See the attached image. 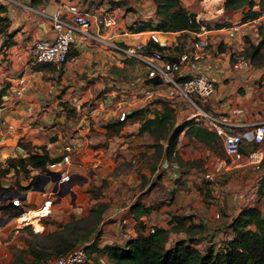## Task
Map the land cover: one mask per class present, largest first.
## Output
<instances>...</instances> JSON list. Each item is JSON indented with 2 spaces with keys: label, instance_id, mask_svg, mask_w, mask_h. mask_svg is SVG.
Masks as SVG:
<instances>
[{
  "label": "crops",
  "instance_id": "obj_1",
  "mask_svg": "<svg viewBox=\"0 0 264 264\" xmlns=\"http://www.w3.org/2000/svg\"><path fill=\"white\" fill-rule=\"evenodd\" d=\"M71 1L106 8L113 16V21L103 30L123 42L142 41L148 44L151 41L148 30H159L162 49L174 59L179 58L195 37L196 29L155 28L157 16L153 0H113L117 1L113 3L110 0L3 2L7 6L10 25L8 33L0 36V165L5 163L7 166L8 158L25 155L28 149L41 151V146L47 149L50 156H55L64 143L72 144L74 141L69 168L85 178L73 183V194L52 193L53 181H43L42 177L23 189H17V185L11 182L1 184L7 198L0 203V264L11 259L13 247L17 248L16 252L20 248L24 261L32 258L19 238L22 221L27 220L26 223H29L38 220L41 229L36 233L41 234L44 229L51 230L72 218H91V208L97 203H101L102 207L88 235H95L98 248L108 244L122 245L139 232L148 233L149 228L161 227L169 231L166 246L185 239L203 249L205 245L219 244L230 237L227 224L242 206L256 205L264 214V186L258 191L264 173V140L259 143L263 151L259 168L240 164L219 172L235 171L234 177L226 184L227 193L222 192V203L217 204L210 195V180L204 177V172L212 165L208 163L205 171H197L194 166L181 161L189 160V155L183 147H179L182 141L180 135L193 142L206 143L181 124L187 119H196L190 107L184 104L174 107L169 99L157 96L154 97L155 101L151 98L140 106L131 105L127 118L117 124L120 119L116 116L115 103L123 96L133 99L132 82L137 78L144 82L146 77L142 63L134 59L120 60L118 54L109 48L77 42L70 49L69 58L62 67H32L30 52L33 40L53 34L48 14L59 4ZM215 1L211 5L218 11L208 13L201 7L207 4L205 0H180L187 11L195 13L196 19L207 23L209 27L207 47L198 58L182 60L181 71L184 74L200 72L214 80L215 89L202 101V105L212 112L225 113L233 121L239 122L235 128L245 134L243 153L246 157L252 147L248 123L264 118V63L250 61L247 68L236 69L232 67L231 61L236 53L244 54V49L249 45L247 35L259 33L252 32L250 28L254 21L243 19L246 6L225 9L224 0ZM234 21L239 26L235 35L229 36L225 25ZM145 23L148 25L144 28L137 27ZM7 37L9 42L3 44ZM252 40L257 41L254 37ZM122 69L130 73L123 76ZM99 91L103 92L96 96L107 98L103 104L93 103L96 121L86 126L77 106L88 99L95 101L96 98L92 97L91 100L90 97ZM115 93L118 96L116 100ZM164 102L173 108V124L179 118H185L177 123L180 125L171 147L166 136L153 138L151 131H155L154 124L142 128L146 118L163 110ZM136 109L141 110L133 113ZM106 123L110 125L106 126ZM202 126L213 131L208 126ZM58 129L60 135L56 133ZM214 136L222 146L221 136L216 132ZM157 141L162 144L158 154L154 151ZM204 146L207 154H214L215 158L227 157L225 151L219 155L209 148L208 143ZM115 151L121 155L114 159L112 152ZM129 157L134 162L127 161L121 165V160ZM127 164L136 168L125 169ZM115 165L120 167L112 175L109 171ZM38 180H41L40 183ZM28 182L24 184L28 185ZM43 184V190L37 189ZM220 185L223 191V185ZM15 190L20 196L21 206L11 203L3 207L12 202L16 196V193L12 195ZM44 200H50V204L44 205ZM136 201L153 207L136 217L131 210ZM38 207L40 211L36 209ZM24 208L29 209L24 213L29 218L17 219V211ZM34 216L38 218L32 219ZM41 218L48 220L47 223H41ZM92 256L108 264L105 252H93Z\"/></svg>",
  "mask_w": 264,
  "mask_h": 264
},
{
  "label": "built area",
  "instance_id": "obj_2",
  "mask_svg": "<svg viewBox=\"0 0 264 264\" xmlns=\"http://www.w3.org/2000/svg\"><path fill=\"white\" fill-rule=\"evenodd\" d=\"M5 3H11L14 0H2ZM245 11L260 10V14L246 21L259 22L264 24V0H253L251 7L248 5ZM51 21L53 34L50 37H39L33 40L31 44V59L37 61H47L54 63L57 68L68 60L70 49L77 42L85 45H97L102 48H109L118 54L120 60L134 59L142 63L145 69V76L158 75L159 82H142L141 79H136L131 84L133 91V99H128L126 96L117 99L115 93L114 98L117 99L116 116L120 120H125L131 109V105H142L148 99L164 96L170 100L172 106L177 107L181 104L191 108L192 115L200 121L202 125L210 127L213 131L219 134L222 138V146L227 157H217L212 162V167L204 172V177L211 182V191L214 201L217 204L222 203V193L220 191V183L215 178L216 173L223 170L231 169L234 166L250 165L260 167L259 162L262 160L263 151L259 147V143L264 140V118L254 120L248 123L250 127L249 142L252 145L245 157L244 136L245 134L238 129L237 121H233L230 117L221 112H212L202 105V101L209 97L215 89L214 80L200 72H190L187 74L181 71V61L188 59H196L207 47V31L209 27L207 23L198 20V27L195 32V37L192 39L189 47L184 50L178 59H172L168 52L157 47L147 48V44L142 41L123 42L113 35L104 32L105 26L113 21V16L106 8L100 5H83L80 2H67L59 4L58 7L48 14ZM226 26L227 35H235L238 23H229ZM149 39L153 42L162 44V39L159 35V30L149 29ZM250 59L243 53H236L232 58L231 65L236 69L247 68ZM124 94V93H123ZM122 95V94H121ZM96 98V99H95ZM107 97L96 96L95 101L98 104H103ZM113 100V98H111ZM116 102V101H115ZM89 99L83 104L78 105L80 116L84 119L85 125L89 126L96 121L95 107L93 104L89 106ZM142 103V104H141ZM83 123V120H81ZM244 124V123H241ZM60 135V130L56 131ZM74 143V141H73ZM72 143V144H73ZM72 144L64 143L59 152L55 156L57 160L47 163L48 171L45 172V177L51 178V172H59L58 180H52L54 183H59L61 180L69 178L73 172L69 166L71 163ZM49 153V152H48ZM50 155V154H49ZM51 156V157H55ZM244 157L243 161L239 160ZM37 180V178H35ZM39 181V180H38ZM59 185L56 190L52 189V193L59 194ZM71 190L72 186H71ZM12 204L21 206L20 196L18 192L12 199ZM50 204V200H44V205ZM20 213V215L24 212ZM22 214V215H23ZM18 215L17 219L21 216ZM154 228H149L148 233L153 232ZM94 236L91 237V240ZM86 243H78L72 248L66 250L56 258V264H83L88 261L86 251L84 249Z\"/></svg>",
  "mask_w": 264,
  "mask_h": 264
},
{
  "label": "trees",
  "instance_id": "obj_3",
  "mask_svg": "<svg viewBox=\"0 0 264 264\" xmlns=\"http://www.w3.org/2000/svg\"><path fill=\"white\" fill-rule=\"evenodd\" d=\"M156 5L157 21L154 25L158 29H180L191 28L197 29L198 21L195 13L187 11L181 4L180 0H153ZM111 3L117 2L110 0ZM253 0H224V8H236L240 6H250ZM7 6L0 1V36L8 33L10 25L9 16L6 14ZM260 14V10H251L244 12L243 19H251ZM147 23L138 25L137 27L144 28ZM259 38L257 41H249V45L244 49V54L247 55L251 62H264L262 56L264 54V24L257 25ZM9 42L8 37L3 40V44ZM157 47L162 49L163 46L157 42H149L147 48ZM70 53H68L69 56ZM34 69H43L49 67L55 69L56 65L47 61L32 60ZM163 110L160 113H155L154 116L145 119V124L142 128L150 127L154 124L156 128L165 129L164 136L169 138L168 146L171 147L176 139L177 127L173 126V108L164 102ZM141 109H136L133 113H139ZM122 120H117V124H121ZM187 126V130L195 133L198 137L208 143L211 147L219 144L215 138V132L204 128L200 121L195 118L187 119L181 123ZM110 123H106V126ZM174 127V128H173ZM173 129V130H171ZM171 130V131H169ZM161 135V134H160ZM214 140V141H212ZM216 144V145H215ZM59 157H51L44 146H41V151L27 150V154L18 155L17 157L8 158L7 166L0 169V172L7 173L13 169V174L19 170L31 171L32 169L48 171L47 163L57 160ZM261 166V163L260 165ZM35 180L34 174L27 186H31ZM264 186V173L258 184V191ZM17 189L18 185H17ZM209 190L212 200L214 197L211 191V182ZM102 207L101 203H97L91 208V215L97 217ZM153 205L145 206L142 202L136 201L131 210L136 217L147 213ZM221 207V206H220ZM23 210L17 211V214ZM92 218V216H91ZM95 222V220H94ZM179 223V221H177ZM93 225V224H92ZM230 229V237L223 240L219 244L205 245L203 249H199L193 245L192 241L179 239L169 246H166L168 240V229L156 227L153 232H139L134 237L128 238L120 244H108L102 248L96 246V237L91 233L84 235L81 239L74 242L72 245L58 250L59 255L66 250L72 248L78 243H86L84 249L86 251L88 261L83 264H97L93 252L106 253L108 264H264V214L256 205H244L231 218L227 224ZM92 230L89 228L88 233ZM94 239L91 240V237ZM25 251L32 256L28 261H24L22 255L16 254L10 264H39L50 259L51 253L38 246L27 243ZM22 253V252H21ZM56 253V254H58ZM18 255V256H17ZM94 259L91 261V259Z\"/></svg>",
  "mask_w": 264,
  "mask_h": 264
},
{
  "label": "rangeland",
  "instance_id": "obj_4",
  "mask_svg": "<svg viewBox=\"0 0 264 264\" xmlns=\"http://www.w3.org/2000/svg\"><path fill=\"white\" fill-rule=\"evenodd\" d=\"M205 1L207 4L201 6L203 11L208 12V13H215L216 11H218L216 7H213L211 5V4L216 2L215 0H205ZM229 12H231V11H229ZM234 22H237V21H234ZM258 23L259 22H254L253 25H251L250 28H251L252 32H258V29H257ZM252 37H254L257 40L259 38V35H255V34L253 36L247 35V39L249 41L250 40L252 41ZM263 48H264V46H263ZM261 58H262V60H264V54ZM256 63H264V62H256ZM121 72H122L121 74L123 76H125V74L128 75V73H130V71H128L127 69H122ZM102 92L103 91H101V92L99 91L97 94H95V95L93 94L90 97V99L92 100L96 95L102 94ZM155 100H156V98L152 99V101H155ZM88 104L90 106L91 104H93V102H90V100H89ZM184 119H185L184 117L179 118L177 123H180ZM177 123L173 124L174 127L179 125ZM110 130H112V129H110ZM164 132H165V129H163V128H155V131H151V135L153 136L154 139H157L158 136H160V134H161L162 138H165ZM180 137L182 138V141H181V144L179 145V147L180 146L183 147L182 149L184 151H187L188 155H189V158H188L189 160H187V161L181 160L182 162H185V164L188 166L189 165L194 166V168L197 171H205L206 168L209 166L208 163H210L212 165V162L215 161V155L214 154L213 155L207 154L208 152L205 151L206 148L204 146V145H206V143H201L198 141L193 142L192 140H189L188 137L185 138L184 135H180ZM180 137L178 136V138H180ZM154 144H155L154 145L155 146L154 151H155V153L158 154L162 149V144L158 141L155 142ZM209 148L211 150L215 151V153H217L219 155H221L222 152L224 151L221 144H218L214 147L210 146ZM120 155L121 154L119 151L112 152V158L114 157V159L116 158V156H120ZM173 156H177V155H173ZM208 156H210V157H208ZM167 157H168V155H167ZM131 158L132 157H129V159L124 158L123 160H121V165L127 161L133 163L134 161ZM143 158L145 159V157H143ZM133 166L134 165L128 166V164H127V166H124V167H125V169H129V167L135 169L136 167H133ZM4 167H6L5 163L0 165V169L4 168ZM119 167H120L119 165H115L114 169H110L109 173L114 175L115 170L118 169ZM121 168H123V167H121ZM37 169L38 170H36L34 172H32L34 169H32L31 171H27V170L22 169V170H19L16 174H13V169H10V171L7 173L0 172V181H1L0 182V191L2 190V186H3V185H1L2 183L8 184L10 182L18 185L19 189L25 188V186H27V184L25 185L24 183H27L29 181L30 176H32V174H35V173L45 174V172H46L45 170H41L39 168H37ZM234 172L235 171L232 170V171H229V173H227L225 171L223 173H218L219 175L216 174V176H215L216 179L223 185V188H224L222 191L221 185H220L221 193L222 192L227 193L225 191L226 184L229 180H231L230 179L231 177H234ZM21 180H22V182H20ZM40 181L41 180H39V183H40ZM3 188H4V186H3ZM91 190L93 191V193H95L94 188H92ZM39 207H41V206H39ZM39 207L36 209H39ZM28 211H29V209L24 208L25 213ZM3 214H4V212H3ZM35 217L38 218V216H34V218H32V219L35 220ZM94 219H95L94 215H92V218H88V217L72 218V219H69L67 221L62 222V225L56 226L51 230L50 229H44L41 234L36 233V231H39L41 229V226H40L38 220H35L36 223L38 222L35 227H34V224L32 223V221L29 223H26L27 222V220H26V221H22L24 223H21V220H20L22 227L20 228L19 238L24 243L25 248L27 246V243H30L31 245L38 246V247L43 248L44 250L48 251L49 253H51L50 259L46 262H42L41 264H56V258L59 256L58 250H60L61 248H65V247L69 246L70 244L72 245L74 242L77 243V240L81 239L85 234L87 235L89 228L92 226V224L94 222ZM40 221H41V223L46 224L48 220H43L41 218ZM15 249H17V248L13 247V251H12L13 256L11 257V259L8 261L5 260L2 264H10L14 258V255L16 256V254L22 255V253L19 252L20 248H18V250H19L18 252H16ZM56 253H58V254H56ZM94 258H95V261L97 264H103L99 260V257L95 256ZM93 260L94 259L92 258L91 261H93ZM26 261H28V260H26Z\"/></svg>",
  "mask_w": 264,
  "mask_h": 264
},
{
  "label": "water",
  "instance_id": "obj_5",
  "mask_svg": "<svg viewBox=\"0 0 264 264\" xmlns=\"http://www.w3.org/2000/svg\"><path fill=\"white\" fill-rule=\"evenodd\" d=\"M172 58V57H171ZM174 59V58H172ZM144 82H159L160 78L158 77V75H154V76H148L145 77L143 79ZM52 176L51 178L45 177L44 174L41 173H35V178H40L42 177L45 180L51 179V180H58L60 173L59 172H51ZM84 179L85 177L77 172H72L69 176V178L61 180L59 183H54L53 185V190H56L57 186L59 185V194H66V193H70L73 194V190H71V186L73 185L74 182H76L78 179ZM34 183H36V179L34 180ZM35 188V186H34ZM37 189H44V184L41 186V188H37ZM18 191L15 190V192L12 193V195H14L15 193H17ZM24 197V196H23ZM7 196L5 195V190H1L0 191V203H3L6 200ZM12 202L7 203L6 205H4L3 207H6L8 205H10Z\"/></svg>",
  "mask_w": 264,
  "mask_h": 264
},
{
  "label": "bare ground",
  "instance_id": "obj_6",
  "mask_svg": "<svg viewBox=\"0 0 264 264\" xmlns=\"http://www.w3.org/2000/svg\"><path fill=\"white\" fill-rule=\"evenodd\" d=\"M46 208V207H45ZM41 209V208H40ZM40 209H39V211H40ZM42 209H44V208H42ZM47 209V208H46ZM47 211H48V209H47ZM46 213V212H45ZM29 217H28V215H22V220H25V219H28ZM20 219H21V217H20ZM32 223L34 224V227L36 226V221L35 222H33V220H32Z\"/></svg>",
  "mask_w": 264,
  "mask_h": 264
}]
</instances>
